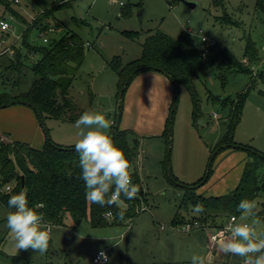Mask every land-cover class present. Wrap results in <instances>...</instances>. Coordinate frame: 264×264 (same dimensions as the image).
<instances>
[{
  "label": "rangeland",
  "instance_id": "374dc122",
  "mask_svg": "<svg viewBox=\"0 0 264 264\" xmlns=\"http://www.w3.org/2000/svg\"><path fill=\"white\" fill-rule=\"evenodd\" d=\"M187 1L195 6L183 0H0V17H7L12 23L8 31H3L0 26V39L7 37L9 43L16 42L26 25L30 26L29 23L38 19L41 13L52 9L50 16L43 18L45 24L51 27L62 22L63 27H57L58 32L77 33L89 43L69 96L79 110L104 114L112 122L109 134L114 122L119 120L121 96L120 77L109 62L115 56H120L123 64L139 58L144 36L149 31L160 29L173 38L188 31L199 46L221 42L250 68V72L233 67L220 73L216 66L210 65L200 73L196 87L203 114L198 117L197 125L192 119L191 94L186 86L181 85L170 144L162 133L156 131L158 114L151 122L148 106L142 104L140 107L139 101L130 99L128 87L123 97L119 126L134 131L140 141L139 156L128 169L136 178L133 183L145 194L140 198L141 205H136L138 213L123 219L113 214L105 215L111 223L99 227L92 226L88 220L75 225L67 214L64 224L51 223L49 245L41 254L31 249H17L12 233L6 227V217L14 210L0 200V238L4 240L0 264H95L94 254L102 247L110 253L109 264H191V257L196 254L210 260L207 242L211 230L202 229L208 225L190 231L183 230V223L172 225L178 211L187 219L196 215L182 205V189L174 179L178 183H189L206 174L213 148L230 122L232 101L241 96L245 97V104L234 140L264 153V14L256 8L258 0H224L222 5H216L215 0ZM21 15L29 23H24ZM125 30L144 34L134 39L127 36ZM31 36L32 42H44L36 30ZM202 36L208 41H203ZM248 38L255 42L260 52L254 63L245 56ZM32 59L36 61L38 56L34 55ZM24 78L19 87L11 88L8 84L7 90L12 89L14 93L29 90L36 75L28 69ZM213 97L228 98L231 104L215 102ZM15 107L0 108V138L5 141L8 137L2 135L7 134L42 148L48 135L62 146H74L80 138L76 121L45 118L43 124L32 107L34 119ZM227 151L232 154L218 153L212 165L214 172L234 163L227 175L228 184L221 188L224 193L234 188L231 181L240 174L241 153H247L235 147ZM254 202V211L263 208L264 191ZM118 203L121 209L129 206L121 201ZM241 219L249 223L258 221L257 232H264V217L256 212L248 218L241 215ZM210 262L232 264V258Z\"/></svg>",
  "mask_w": 264,
  "mask_h": 264
},
{
  "label": "trees",
  "instance_id": "16d2710c",
  "mask_svg": "<svg viewBox=\"0 0 264 264\" xmlns=\"http://www.w3.org/2000/svg\"><path fill=\"white\" fill-rule=\"evenodd\" d=\"M216 5H222L224 0H215ZM8 7L10 8L9 4ZM257 10L264 14V0H258ZM15 14H17L14 11ZM51 10H46L34 22L29 23L24 30L22 44L16 50L14 58L0 57V108L14 104H26L32 107L44 124L45 118H57L60 120L76 121L84 110H79L78 105L69 96L70 88L83 63L87 43L77 34L69 31L58 32L52 35L47 42L36 43L31 41L33 31H48L50 25L45 24L43 18L49 17ZM18 15V14H17ZM1 18V17H0ZM227 20V16L224 17ZM56 27H63L62 22L55 23ZM58 29V28H57ZM127 36L139 38L144 33L134 30H125ZM40 35V34H39ZM259 50L255 42L248 38L245 56L251 63L258 61ZM38 56L33 61L32 57ZM32 59V60H31ZM33 61V62H32ZM109 65L118 73L121 83L119 120L114 122L113 130L109 134L114 144L123 150L130 166L139 156V137L130 129L120 128L119 123L123 108L124 94L140 73L157 70L167 75L171 81L176 80L186 86L192 97V119L197 125V119L203 114L201 98L196 87V78L199 77L208 66H216L220 73L229 68H238L241 71L250 72V68L239 60L234 52L221 42L196 45L193 35L188 31H182L177 38H173L165 32L157 29L149 31L142 42V54L126 64H123L120 56H115ZM31 69L36 75L29 90L14 93L7 90L19 87L25 80V72ZM264 72V71H263ZM263 72L261 76L263 75ZM9 84V85H8ZM1 88V87H0ZM178 96L174 97L167 118L163 136L168 144L173 137V125L177 111ZM215 102L226 105L228 98L213 97ZM233 103L229 114L230 122L227 130L213 148L207 172L204 176L192 183L175 184L182 189V205L191 210L197 203L202 204L204 211L200 214L186 218L178 211L172 221L173 226L183 225L189 220H198L202 227L211 226L214 230L223 227L231 215L241 218L238 204L243 199L254 201L264 191V153L251 147H245L234 140L237 124L241 119V113L245 104V97L241 96ZM48 135V133H47ZM42 148H37L27 141L10 139L5 141L0 138V200L8 206L11 195L27 189V198L30 207L43 204V208H37L42 212L47 223L64 224L68 214L75 225L88 220L94 227L105 226L111 222L105 216L111 211L116 218L118 213L124 211V217H133L138 213L141 205V196H145L140 190L138 197L132 200L121 197V202L128 204L126 209H121L118 203L112 207H101L90 203L85 198V185L79 179L81 169L79 167V154L74 151V146H62L55 143L49 135ZM242 148L247 151L248 160L238 184L229 192L220 195H204L199 193L200 186L205 184L213 174L212 165L218 153L227 148ZM132 180L135 176L132 174ZM9 185L11 188L5 190ZM138 204V206H136ZM14 210V209H13ZM264 217V206L261 210H255ZM4 240L0 238V252Z\"/></svg>",
  "mask_w": 264,
  "mask_h": 264
},
{
  "label": "clouds",
  "instance_id": "9594fccd",
  "mask_svg": "<svg viewBox=\"0 0 264 264\" xmlns=\"http://www.w3.org/2000/svg\"><path fill=\"white\" fill-rule=\"evenodd\" d=\"M115 2V0H112ZM80 137L74 144V151L79 154V179L85 185V198L88 202L101 207L118 206L121 197L132 200L138 197L139 186L133 183L128 169L129 161L122 149L117 147L109 130L112 122L100 112L85 110L75 122ZM11 191V190H9ZM10 211L6 217V227L10 230L19 250H33L43 254L47 251L52 233V225L45 222L42 212L43 204L29 206L27 189L13 194L8 199ZM255 202L243 199L238 204L242 217L255 215ZM204 211L202 204L192 207L193 214ZM121 219L124 211L118 213ZM233 224L229 227L225 239L219 242V251L225 255L232 254L243 257V264H264V232H257L256 224ZM185 230H189L185 226ZM98 264H109V257L103 249L97 257ZM191 264H210L204 255H193Z\"/></svg>",
  "mask_w": 264,
  "mask_h": 264
},
{
  "label": "crops",
  "instance_id": "0c3cea01",
  "mask_svg": "<svg viewBox=\"0 0 264 264\" xmlns=\"http://www.w3.org/2000/svg\"><path fill=\"white\" fill-rule=\"evenodd\" d=\"M21 18L23 21L24 20L27 21L23 15H21ZM129 89H130V93L128 92L127 93L131 94V97H129L130 95H128L130 99L132 100L134 99V102L139 101L140 107L142 106V104H145L146 106H148L147 113L150 116V118L153 119V120L150 119L151 122L154 121V118H153L154 115L158 114V117H157L158 118V121H157L158 128L156 131L157 133H162V136H163V133L166 128L167 118L169 116L171 104H172L173 97H174V84L171 81V79L164 73L157 71V70L145 71V72L138 74L133 79L128 90ZM10 106H13V105H10ZM14 106H16L15 108H18L16 109L17 111L22 110L23 112L28 113L29 117L34 119V115L31 112L30 106L26 104H14ZM34 122L35 121L32 120L33 124ZM16 135H21V134L16 133ZM2 136H7L8 140L12 138L11 136L7 134L2 135ZM227 150L228 148L222 151V154L224 152H227L226 155L232 154V153H229ZM240 159L242 163L240 174L237 175L236 178L233 177L235 179L234 180L232 179L231 181L232 183L231 185H233L234 187L238 184L240 180L245 164L248 160V154L241 153ZM233 164L234 163L232 162L229 165L220 167L218 170L215 169L210 179L205 184L200 186V188L198 189V192L203 193L204 195L224 194L221 188H223L225 185L228 184L229 178L227 177V175H228V172L234 166ZM195 181L197 180H194V182ZM189 183H192V182H189ZM206 228H209L211 230L210 234L215 232L214 228L209 225L202 229H206ZM210 234L208 235V242H207L208 245H209ZM102 243H104V241H102ZM99 249H106V248L102 247V248H98L97 250ZM208 255L210 258L209 261L218 259V262L225 261V259L230 256V258H232V264H243V259H244L243 257H240V256H238V259H237V257H235L236 255H232V254L225 255L224 253L219 251V245L214 251L210 249V251L208 252ZM210 264H219V263L210 262Z\"/></svg>",
  "mask_w": 264,
  "mask_h": 264
},
{
  "label": "built area",
  "instance_id": "2783aa9c",
  "mask_svg": "<svg viewBox=\"0 0 264 264\" xmlns=\"http://www.w3.org/2000/svg\"><path fill=\"white\" fill-rule=\"evenodd\" d=\"M14 1L19 2V0H14ZM14 16L15 15L13 13H11V17L14 18ZM0 26H1V29L3 31H8L11 29L12 23L7 19V17H1L0 18ZM26 28H27V25H26ZM57 31H58V29L56 26H51V27H49L47 32L42 31L39 34L41 37H43V41L47 42V41H49V39L52 35H55L57 33ZM200 32H202V30H200ZM23 33L24 32H22V34L18 37V39L14 43H9L7 41L8 40L7 37H2L0 39V57L1 56H7V57H11V58L15 57L17 48L20 47L22 44L21 41L23 39ZM202 40L208 41L206 36H202ZM87 44H89V43H87ZM10 188H11V186L7 185L5 187V190H9ZM1 191H3L2 188H0V193H1ZM105 215L111 216L112 212L108 211ZM242 223H249V222L242 220L237 215H231L229 217V220L227 221V223L223 227H221L220 229H218L215 232H213L212 234H210V236H209V247H210V249L212 251H214L217 248V246L219 245V242L221 240L225 239L227 235H229L228 229L231 225L242 224ZM185 226H188L189 230H187V231H190L194 228L201 227L202 224L198 220H189L183 225V230H185ZM100 250L101 249L97 250L96 253L94 254L93 261L95 264H98L97 257H98V254L100 253ZM103 250L107 254V256L109 257V261H110L109 251L107 249H103ZM101 264H102V262H101Z\"/></svg>",
  "mask_w": 264,
  "mask_h": 264
},
{
  "label": "water",
  "instance_id": "95a60500",
  "mask_svg": "<svg viewBox=\"0 0 264 264\" xmlns=\"http://www.w3.org/2000/svg\"><path fill=\"white\" fill-rule=\"evenodd\" d=\"M184 2H186L188 5L190 6H195V3L193 2H190V1H187V0H183ZM173 84H174V88H175V96H178L179 95V91H180V87H179V84L176 80H172ZM122 94V93H121ZM176 107V105H175ZM172 141V140H171Z\"/></svg>",
  "mask_w": 264,
  "mask_h": 264
}]
</instances>
